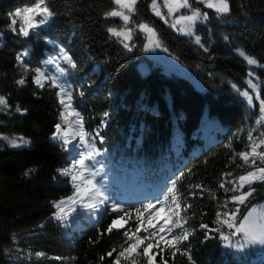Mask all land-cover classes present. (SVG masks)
I'll use <instances>...</instances> for the list:
<instances>
[{
	"label": "trees",
	"instance_id": "obj_1",
	"mask_svg": "<svg viewBox=\"0 0 264 264\" xmlns=\"http://www.w3.org/2000/svg\"><path fill=\"white\" fill-rule=\"evenodd\" d=\"M36 2L0 0V97L7 102L0 105V264H115L119 252L134 242L133 234L145 237L154 231L149 228L146 233L141 227L136 232L141 222L148 227L149 215H154L153 209L145 212L143 206L152 203L155 209L167 211L173 203L168 191L173 184L181 206H192L181 215L187 220L185 228L191 235L186 246L195 264H264L254 248L237 253L226 247L219 233L200 227L220 228L228 235L232 230L218 223L217 213L239 207L242 217L264 202V182L251 185L255 192L242 205L230 199L232 191H225L235 187V178L264 167L258 157L253 165L239 155L264 139V123H257L259 100L247 84L249 79L257 83L264 99V67H260L264 65V0H228L226 14H217L200 0H189L191 7L182 8V14L194 9L207 13L206 20L196 22L192 36L176 33L162 15L157 16L152 0H137L128 24L132 38L127 41L108 31L124 26L119 17L105 15L119 10L114 0H45L53 17L28 37L19 34L22 21L15 17L17 31H12L11 14ZM157 5L162 14L168 13L162 0ZM141 23L155 30L160 44L188 67L199 87L184 77L165 74L152 63L141 44L145 38L137 27ZM196 36L200 44L195 43ZM238 50L256 58L258 65H249ZM65 53L75 67L62 59ZM54 55L64 72L55 84L49 78L40 87L35 83L36 70L50 72L45 64ZM142 59L148 63L144 74L138 69ZM249 72L255 75L250 77ZM21 79L23 85L17 83ZM233 85L248 90L252 103ZM69 96L71 106L66 111L60 101L69 103ZM78 119L88 134V143L77 139L81 156L89 151V144L96 155V162H86L96 173L88 177L108 201L96 215L79 201L66 203V218L58 221L52 217L54 203L72 196L75 187L61 174L72 152L54 136V127L61 124L79 131ZM21 137L28 143L9 142ZM257 151H264V145ZM30 169L34 171L25 175ZM113 204L121 210L113 211ZM138 209L143 213L139 220ZM113 220L127 223L108 233ZM126 231L133 236L131 241ZM160 235L145 240L131 257H120V264L133 260L148 264L143 249L148 243L155 245ZM173 251L163 242L150 250L155 264H190L187 256H173Z\"/></svg>",
	"mask_w": 264,
	"mask_h": 264
},
{
	"label": "snow or ice",
	"instance_id": "obj_2",
	"mask_svg": "<svg viewBox=\"0 0 264 264\" xmlns=\"http://www.w3.org/2000/svg\"><path fill=\"white\" fill-rule=\"evenodd\" d=\"M137 0H114V3L119 6V10L113 9L107 13H105L106 16L111 17H120L123 22L124 26L117 30L116 28H109L108 31L116 37H122L123 41L131 40L132 38V32L133 29L128 27L129 21L131 19V13L135 11V4ZM165 6L168 8L169 13L177 11L180 8H190L191 5L189 4V0H166ZM207 7L215 9L217 14H226L229 13V3L228 0H207ZM127 10V13L124 10ZM152 9L155 12L157 16L162 15V13L159 10V6L157 5V0H152ZM13 15V19L11 20V30L17 31V20L15 17L21 18L22 23H20L18 32L24 37H28L30 35V32L32 30H35L39 28L41 25H44L51 17L55 15V13L47 6L45 3V0H37V2L32 7H26L23 10L17 9ZM207 19V13H201L199 10H192V14L190 16H181L180 20L177 21L179 23L180 21H186L188 22V28L187 31L185 28H181L180 31L184 32L186 31V34L194 35L192 32V25L198 20H206ZM176 25H173L175 27ZM139 29L144 31L148 34L149 38V44L148 47H159L160 41L156 36L155 30L149 25L141 23L137 26ZM122 41V42H123ZM195 43L200 44V37H195ZM203 47V45H201ZM124 47L128 48L129 45L127 43H124ZM167 49H165L166 51ZM205 51H207V48H205ZM239 54L244 57V59L247 61L249 65H258V61L256 58L248 56L243 52L242 50H238ZM18 61L23 63L22 57H17ZM62 59L67 61L68 64L75 67V64L72 61V58L67 55L66 53L63 55ZM260 67H264V65H260ZM63 71V69H61ZM37 75L35 76V83L43 87V81L46 79H49L45 76L43 72H41L39 69L36 70ZM255 74L252 72H249V76H254ZM53 84H55V80L52 81ZM18 84L23 85L25 81L23 79L17 81ZM247 84L250 89L255 90V98L259 100L260 102V111L262 113L260 119L257 121L258 124L264 123V99L260 98L259 93V86L257 83H254L252 79L247 80ZM233 88L240 92V95L247 98L249 103L251 104L253 101V95H250L248 90L240 91L236 85H233ZM61 92L64 93V89L61 88ZM69 103H66L65 100L62 98L61 103L64 104L65 110L71 106L70 105V96L68 97ZM6 100L4 97H0V105H6ZM18 111H20L19 107L17 108ZM26 111V110H25ZM74 112V110H73ZM74 114L79 117V113ZM104 116H108V113H104ZM65 120H67V117H64ZM80 130L76 132V135L80 137L82 141L85 143H88V141L85 139L87 137V133L83 131V125L82 120L77 121ZM56 133H54V136L63 138L61 136V125H56ZM66 135V133L64 134ZM4 139L8 140V137H3ZM249 139H252L251 134L249 135ZM12 146H17L18 143L27 144L28 141L24 138L17 139H11L9 141ZM261 145H264V139H261L259 143H256L255 141L252 143L251 151H246L240 153V157L245 161V163H251L255 165L256 159L259 158L260 160L264 161V151L258 152L257 149L260 148ZM92 145L89 144V151L86 152L78 161H75L71 173L68 169L62 170V175H69L71 174V178L73 182L80 180L79 184H75V192L72 196L67 197L66 200H60L58 202L54 203V207L56 208V211L52 213V217L55 218L58 221L65 220L66 218V212L64 205L66 203H75L76 201H79L84 207H86L89 212H91L93 215H96L100 211V206L105 204L108 201V197L104 195L102 192L100 186L93 183L92 180L88 179V176H95L96 173H92L89 170L87 161H90L93 158V152L91 151ZM250 157L253 159L250 160ZM76 165H79V169H77ZM34 171V169L28 170V172L25 173V175H28L30 172ZM227 175H231L230 173ZM264 182V167H257L254 168V170L247 171L245 175H241L234 179L235 187L232 189L225 188V191H232L233 195L230 197V199L235 202L237 205L245 204L249 197L253 195L255 192V189L251 187V185L255 182ZM245 185H248L247 191H241L244 189ZM196 187H200V185H197ZM221 187H224V184H221ZM168 191L172 193L171 200H172V206L167 209V211H162L155 209V205L152 203H149L147 205H144V211L147 212L149 209L154 210V215L150 213L148 218V227L143 226V222H141L140 226L137 227L136 232L139 233L141 231V227H143V230L147 233L149 232V228L154 229L148 236L141 237L139 235L133 234L135 237L134 242L130 243L128 247L124 248L122 251L119 252L118 257L115 261V264H120V257H131L133 253L137 252V249L140 248L142 244H144L145 240H150L151 238L156 237L157 233H163V235L159 236V239L156 241L155 245L153 243H148L146 247L143 249V255L147 257L148 264H155L154 256L151 254L150 250L153 247H159L160 243L163 242L165 247H171L174 249L172 255L175 256L176 253H180L181 255L187 256V259L189 260L190 264H195V262L192 259V256L189 252L188 247L186 246V242L190 238L189 231L185 228V224L187 223V220L181 215L182 212H186L188 209H190L192 206L189 204H185L183 207L181 206L180 197L176 194L175 184H173L172 188H169ZM239 194H236V193ZM190 195H195V193H191ZM169 197H165V201H167ZM85 200L89 201L88 203H85ZM159 202V201H158ZM227 203V202H226ZM226 206V204H225ZM113 211L119 212L120 206L118 204L112 205ZM239 213V207H237L232 212H226V213H217L218 216V223H220L222 226L226 225L228 229H231L230 234L226 235L223 231H221L220 228L209 230L208 225L201 224L200 227L203 229H206L211 233L212 231H215L219 233L220 237L228 243L229 246H232L231 243V237L236 236L238 234L243 235V239L246 244H261L264 245V212H258L257 209L253 208L249 211H247L246 214H244L242 217L238 215ZM143 213L140 212V210H137V219L139 220L140 216H142ZM223 215L225 218L219 219V217ZM175 217V219H174ZM123 219V218H121ZM155 219V223H153V220ZM162 221V223H160ZM124 223H127V221H124ZM124 223L119 222L118 220H113V222L108 226L106 231L108 233H111L113 229H121L124 227ZM43 227V225H41ZM180 231H175V230ZM125 236H128V239L131 241L133 239V236H129L128 232H125ZM166 237H169L166 239ZM206 239L208 236L205 237ZM245 243H237L235 247L237 248H243L245 247ZM181 245H185L184 248H181ZM163 249H161L162 251ZM115 251V250H113ZM112 252L107 253L108 256H112ZM36 255L42 256L43 253H36ZM59 259V257H57ZM104 257H101V260H103ZM132 264H135V261L133 260ZM164 264H167V261H164Z\"/></svg>",
	"mask_w": 264,
	"mask_h": 264
},
{
	"label": "rangeland",
	"instance_id": "obj_3",
	"mask_svg": "<svg viewBox=\"0 0 264 264\" xmlns=\"http://www.w3.org/2000/svg\"><path fill=\"white\" fill-rule=\"evenodd\" d=\"M162 1L164 3V6H165L166 0H162ZM200 1H202L207 6V0H200ZM151 5H152V3H151ZM166 9L168 11L167 7H166ZM181 9L182 8L178 9L175 12H172L171 14L169 13V11L167 14L163 13L161 19L166 24L170 25V27L173 28V30L176 33L178 32L181 34H186L187 28L189 26L188 22L180 21L179 23H177V21L180 20L181 16H190L192 14V11L182 14L180 11ZM198 21H196V22H198ZM196 22L194 23V25L191 26L193 33H194V26H195ZM173 25H176V26L173 27ZM181 28H185L186 31H184V32L180 31ZM120 29H117V30H120ZM186 35L192 36L189 34H186ZM141 44H142L143 51L146 54V56L151 59L153 64L158 65L160 67V69L165 74H168V75L174 74V75L184 77V78L188 79L194 86H196V87L200 86V81L194 76V74L188 69V67L180 59H178L175 55L171 54L168 50L165 51L166 48L163 47L161 44L159 47L149 48L148 47L149 38H148L147 33H145V38ZM50 58H53L54 60L53 59L47 60L46 64H45V68L50 72L45 73L41 70L40 71L43 72L46 77L51 78L52 80H57L58 77L64 72V70L61 71V68L59 67L58 62H57L58 61L57 56L54 55V56H51ZM138 69L142 74L146 73V71L148 69V63L145 59H142L138 63ZM44 81H46V80H44ZM44 81H43V83H44ZM254 96H255V94H254ZM259 106H260V102H259ZM261 115H262V113H261ZM54 128H55V133H56V131H57L56 125ZM61 129H62L61 136H63L62 140L66 143L67 147L72 152L71 156L68 159V164H67V169L71 173V169H72L74 162L76 161V159L78 157L81 158V153H82L79 149V144L77 141L78 136L76 135V132H78V131L75 128H73L72 126H65V125L64 126L61 125ZM65 133H66V135H64ZM91 151H92V149H91ZM90 162L91 163L96 162V155L94 152H93V158L90 160ZM76 167H77V165H76ZM65 176L67 178L66 182H67V184L69 183V185L74 186L75 184L80 183L79 179L77 181L73 182V180L71 178V174L65 175ZM87 178L90 179L89 177H87ZM253 208L257 209L258 212H264V202L261 204H256V205L252 206L249 210H251ZM231 243H232V246H229L228 243L226 242V247L232 249L233 251H235L237 253L245 252V250L249 249V248H254V250L258 253L257 256L264 258V245L246 244L244 239H243L242 234H238L236 236L231 237ZM237 243H245V247L237 248V247H235V245Z\"/></svg>",
	"mask_w": 264,
	"mask_h": 264
}]
</instances>
